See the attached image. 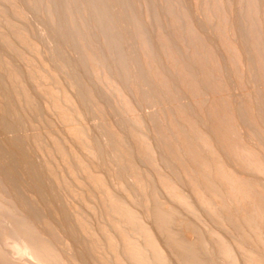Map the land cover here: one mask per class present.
I'll list each match as a JSON object with an SVG mask.
<instances>
[{"label": "bare ground", "instance_id": "bare-ground-1", "mask_svg": "<svg viewBox=\"0 0 264 264\" xmlns=\"http://www.w3.org/2000/svg\"><path fill=\"white\" fill-rule=\"evenodd\" d=\"M0 91V264H264V0H0Z\"/></svg>", "mask_w": 264, "mask_h": 264}, {"label": "rangeland", "instance_id": "rangeland-1", "mask_svg": "<svg viewBox=\"0 0 264 264\" xmlns=\"http://www.w3.org/2000/svg\"><path fill=\"white\" fill-rule=\"evenodd\" d=\"M120 23H121V22L119 21V26L123 27L124 25H123L122 23H121V24H120ZM0 92L2 93V91H0ZM2 94H4V93H2ZM19 128L22 130V132H21V130H20V133H21V134L18 133V135L20 134V135L18 136V137H20V138H19V141H20V142H18L19 144H17V142H16L15 145H14L15 147L11 145V142H10V141H7V140H6L8 144H7L5 141H4L5 143L3 142V139H5V138L7 139V137H6L7 135H4V136H3V135L1 134V131H0V134H1V135H0V140H1V141H0V152H1V153H0V156H1V157H0V162H1L0 164H1V165L5 164V161H4V160H5V159H4L5 157L3 156V155H5V153L3 154L2 152L6 151V150L9 151V149H10L11 147H13V148H15L16 150L14 151V150H12L13 148H11L10 151H11L12 153H14L16 156H18L17 154H21L22 156H21V155H20V156H21L24 160H27V158H28L27 161L30 160L29 163L32 165V167H33V166L35 167L34 170H35V171L37 170L36 173L38 172V173H37V174H39L38 176H39L40 178H43V177L45 178L46 174L44 173V171H42V170H43V169H42L43 167H42V168H41V166L37 167L38 164H41L40 161H39V163L37 164L38 161H37L36 158H37V157H38V158L40 157V156L37 154L38 152L35 151L33 147H31V149H30L29 147H26V144H25V141H24V137L22 136V135H25V133H24L25 129H24V128H21V127H19ZM23 129H24V130H23ZM1 136H2V137H1ZM8 136H9V135H8ZM4 137H5V138H4ZM22 137H23V138H22ZM10 138H11V136H9L8 139H10ZM22 141H23V142H22ZM2 142H3L4 144H3ZM21 143H22V145H20ZM19 145H20V146H19ZM23 145H24L25 147H23ZM17 146H18V147H17ZM21 146H22V147H21ZM27 146H29V145H27ZM3 147H4L5 149H4ZM6 147H8L9 149H7ZM20 147H21L22 149H21ZM19 148H20V149H19ZM27 148H29L28 151L32 150V152H33V150H34V153L31 154V151L28 152V151H27ZM19 150H20L21 152H23V153H21ZM23 150H24V151H23ZM13 151H14V152H13ZM16 151H19L20 153H19V152L15 153ZM35 152H36V153H35ZM24 153H25V154H24ZM1 154H2V155H1ZM36 154H37L38 156H37ZM33 155H35L36 157L33 156ZM20 156H18V157H20ZM23 156H25V157L27 156V157L24 158ZM30 156H31V157H30ZM32 156H33V157H32ZM1 158H2V160H1ZM22 158H21V159H22ZM31 158H32V159H31ZM39 159H40V158H39ZM39 159H38V160H39ZM32 161H33V163H32ZM36 161H37V162H36ZM2 162H3V164H2ZM34 167H33V168H34ZM36 168H37V169H36ZM38 168H39L40 171L43 173V175L45 174L44 176L42 175L43 177L40 175V173H39V169H38ZM41 169H42V170H41ZM42 173H41V174H42ZM44 178H43V179H44ZM47 178H48V177H46V180L48 181ZM43 179H42V182H43ZM40 180H41V179H40ZM44 182H45V179H44ZM29 183H30V182H29V180H28L27 184H28V185H32V184H29ZM43 184H44V187H45V188L49 187V188H47L48 190L45 189V191L52 192V191H51V190H52L51 185H50V186H47L46 183H43ZM50 189H51V190H50ZM32 191H33L32 193H34V190H32ZM49 192H47V194L44 193V194H45L44 196L47 197V198L44 197L45 200H46V202H50L49 204L56 202V200H58L57 197L59 198V196H58V195H59V192L57 193L55 190H53V193H52V194L50 193V194L48 195ZM54 194H56L57 196L54 195ZM60 194H61V193H60ZM47 195H48L49 197H52V196H53V197L50 199ZM51 195H52V196H51ZM54 196H56V197H54ZM61 196H62V194H61ZM48 198H49V199H48ZM53 198H54V199L56 198V199L54 200ZM52 199H53V200H52ZM50 200H51L52 202H51ZM77 247H78V246L71 247L70 252H72L73 254H75L76 252H78L80 249L78 250ZM72 248H73V249H72ZM75 248H76V249H75ZM76 250H77V251H76ZM73 251H74L75 253H74ZM81 253H82V254H81ZM73 254H72V256H73ZM77 254H78V255L80 254V255L77 257ZM77 254L74 255V258H76V259H75L76 263H77V262H80V261H81V262H80L79 264H90V263H91V262L89 261V259H88V257H87V255H86L85 252H80V251H79ZM78 258H79V259H78ZM77 259H78V260H77ZM79 260H80V261H79ZM82 260H83V261H82ZM84 262H86V263H84Z\"/></svg>", "mask_w": 264, "mask_h": 264}]
</instances>
